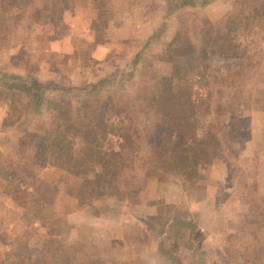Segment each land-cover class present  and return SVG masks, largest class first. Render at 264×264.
I'll list each match as a JSON object with an SVG mask.
<instances>
[{"label":"rangeland","instance_id":"374dc122","mask_svg":"<svg viewBox=\"0 0 264 264\" xmlns=\"http://www.w3.org/2000/svg\"><path fill=\"white\" fill-rule=\"evenodd\" d=\"M233 6L234 0H213L206 7L177 8L166 16L164 0H111L102 14L109 26L96 41L90 28L98 13L95 3L28 0L23 9L5 13L11 47L0 51V89L8 87L12 76L28 84L36 81L50 100L49 109L74 112L90 107L86 85L106 79L101 91L128 103L136 95L150 93L156 78L168 71L162 53L181 19L216 21ZM261 37L263 63L243 87L242 104L231 98L225 101L222 121L232 115L244 120L230 146L229 165L214 164L194 189L185 190L177 181L149 179L138 198L107 197L78 206V178L52 161L37 168L42 190L56 187L55 223L67 241L111 250L97 264H264V226L247 219L249 200L264 197V31ZM56 45L72 50L60 53ZM6 111L0 103V156L31 161L40 143L37 127L47 125L50 115L3 130ZM116 145L117 140L110 139L106 148ZM2 187L0 181V259L36 225ZM172 218H176L173 225L188 223L199 232L187 240L186 229L179 239L160 243L162 225L153 222ZM179 230L171 231L172 236ZM120 241L122 245L115 247ZM185 241L193 251L183 247Z\"/></svg>","mask_w":264,"mask_h":264},{"label":"trees","instance_id":"16d2710c","mask_svg":"<svg viewBox=\"0 0 264 264\" xmlns=\"http://www.w3.org/2000/svg\"><path fill=\"white\" fill-rule=\"evenodd\" d=\"M85 1L98 8L90 28L100 41L109 26V19L102 14L111 0ZM164 2L166 16H171L177 8L206 7L213 0ZM27 3L0 0V51L11 47L5 13L23 9ZM187 19L180 20L163 49L168 71L156 78L150 93L136 95L128 103L101 91L106 79L86 85L90 107L74 112L49 109L50 100L43 97L44 89L36 81L28 84L12 76L8 87L0 89V103L7 109L3 130L50 115L47 125L37 127L40 143L31 161L0 156L3 194L36 223L23 233L18 245L5 252L0 264H97L111 251L95 244L71 243L57 227L52 192L56 187L42 190L37 175V168L49 161L79 179L75 189L78 206L107 197L138 198L149 179L177 181L191 190L214 164L229 165L230 146L244 128V120L232 115L223 122L225 101L231 98L241 105L243 87L262 66L263 0H234L233 8L216 21ZM110 139L117 140L113 149L106 148ZM249 205L247 219L264 226V197L250 199ZM175 220L153 222L162 225L160 243L179 239L186 229L187 240L199 232L188 223L173 225ZM177 227L180 230L172 236ZM183 245L194 250L188 241ZM244 246L248 249L251 245Z\"/></svg>","mask_w":264,"mask_h":264},{"label":"crops","instance_id":"0c3cea01","mask_svg":"<svg viewBox=\"0 0 264 264\" xmlns=\"http://www.w3.org/2000/svg\"><path fill=\"white\" fill-rule=\"evenodd\" d=\"M57 46V50L60 52V53H69L71 52L72 49H68V48H64L61 50L60 46L59 45H56Z\"/></svg>","mask_w":264,"mask_h":264}]
</instances>
